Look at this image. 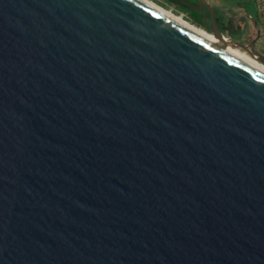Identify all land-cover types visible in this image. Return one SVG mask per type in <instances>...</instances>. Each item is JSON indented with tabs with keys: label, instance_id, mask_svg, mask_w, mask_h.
Here are the masks:
<instances>
[{
	"label": "water",
	"instance_id": "water-1",
	"mask_svg": "<svg viewBox=\"0 0 264 264\" xmlns=\"http://www.w3.org/2000/svg\"><path fill=\"white\" fill-rule=\"evenodd\" d=\"M0 264H264V75L135 0H0Z\"/></svg>",
	"mask_w": 264,
	"mask_h": 264
},
{
	"label": "rangeland",
	"instance_id": "rangeland-1",
	"mask_svg": "<svg viewBox=\"0 0 264 264\" xmlns=\"http://www.w3.org/2000/svg\"><path fill=\"white\" fill-rule=\"evenodd\" d=\"M158 6L171 11L175 15L183 16L184 20L188 22V17L186 14L180 12L177 6L171 4L167 0H151ZM189 3L196 4L197 0H185ZM210 7L215 11V16L219 13L218 10L225 11L223 14V19L227 20L228 16H235L232 18L234 23L233 28L236 27L240 31L242 29L240 41L244 42L248 39L255 38V28H260L261 34H264V0H205ZM258 24L254 25V20ZM236 26V27H235ZM201 29V28H200ZM255 50L264 56V37H262ZM246 54V53H244ZM248 56V55H247Z\"/></svg>",
	"mask_w": 264,
	"mask_h": 264
},
{
	"label": "bare ground",
	"instance_id": "bare-ground-1",
	"mask_svg": "<svg viewBox=\"0 0 264 264\" xmlns=\"http://www.w3.org/2000/svg\"><path fill=\"white\" fill-rule=\"evenodd\" d=\"M135 1L155 11L156 13L164 16L165 18L195 32L196 34H198L199 36H201L202 38H204L205 40L216 46L218 49H220L223 53H225L234 61H237L245 66H248L264 75V65L258 63L256 60L250 58L249 56H247L242 52H239L237 50L231 51L226 49L224 46L218 43L209 33L184 20V18H182L183 16L181 17L179 15H175V13L173 14L171 11L158 6L151 0H135Z\"/></svg>",
	"mask_w": 264,
	"mask_h": 264
},
{
	"label": "trees",
	"instance_id": "trees-1",
	"mask_svg": "<svg viewBox=\"0 0 264 264\" xmlns=\"http://www.w3.org/2000/svg\"><path fill=\"white\" fill-rule=\"evenodd\" d=\"M167 1L170 2L169 0ZM178 9L180 10V12L187 15L188 22L190 24L198 28H201L202 30L206 32H209L207 29V26L210 25V16H209V13H207L205 9H202V12H196V11H192V10H188V9H184L180 7H178ZM224 12L225 11L218 10L219 17H218V14L215 16V22H216L217 28L219 29L220 32L230 37L231 39L238 41V42H242L239 40L242 34V29L239 31L236 26H235L236 27L235 29L233 28L234 23L232 21V18L235 16L236 13H234L231 16H228L227 20H224L223 19ZM214 15H215V11H214Z\"/></svg>",
	"mask_w": 264,
	"mask_h": 264
},
{
	"label": "flooded vegetation",
	"instance_id": "flooded-vegetation-1",
	"mask_svg": "<svg viewBox=\"0 0 264 264\" xmlns=\"http://www.w3.org/2000/svg\"><path fill=\"white\" fill-rule=\"evenodd\" d=\"M205 2H206V1H205ZM206 3H207V2H206ZM251 20H254V18H253V19L251 18ZM255 22H256V20H254V25H256ZM255 29H256V30H255V38H253V39H248V40H246V41H244V42H242V43L248 45V44H250L252 41L256 40L255 45H254V48H255V46L257 45L258 41H259L262 37H264V34H261V32H260V28L256 27ZM257 29H259V35H258V32H257Z\"/></svg>",
	"mask_w": 264,
	"mask_h": 264
},
{
	"label": "crops",
	"instance_id": "crops-1",
	"mask_svg": "<svg viewBox=\"0 0 264 264\" xmlns=\"http://www.w3.org/2000/svg\"><path fill=\"white\" fill-rule=\"evenodd\" d=\"M256 24H257V22H256Z\"/></svg>",
	"mask_w": 264,
	"mask_h": 264
}]
</instances>
